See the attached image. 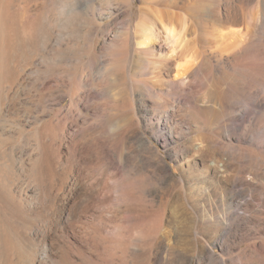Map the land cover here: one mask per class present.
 Here are the masks:
<instances>
[{"label":"rangeland","instance_id":"1","mask_svg":"<svg viewBox=\"0 0 264 264\" xmlns=\"http://www.w3.org/2000/svg\"><path fill=\"white\" fill-rule=\"evenodd\" d=\"M144 15L185 28L186 85L137 45ZM204 141L237 187L211 207L228 226L185 234ZM199 242L264 264V0H0V264H211Z\"/></svg>","mask_w":264,"mask_h":264},{"label":"bare ground","instance_id":"2","mask_svg":"<svg viewBox=\"0 0 264 264\" xmlns=\"http://www.w3.org/2000/svg\"><path fill=\"white\" fill-rule=\"evenodd\" d=\"M14 1L15 0H6L7 3H12ZM162 3L167 4L165 1H163ZM153 15H144L142 23H140V26L138 27V38L135 41L137 45L144 50V51L141 50L142 52H145L150 55H154L153 44L155 41H157V39L158 40L161 39L166 45H168L170 55H167L166 57L164 56V58L167 61H171L172 65H175L177 69V74L175 79L176 78L179 79V81L177 82L186 85L191 75L195 71H197L202 65L200 62L201 60L199 61L200 56L198 55L191 56V54L189 53L190 52L189 48L191 45L187 46L185 44L184 45L182 44V49H181L180 40H182L181 37L185 32L184 27H182V29L178 31L176 27L173 25L175 23L172 24L171 22L172 20L166 22L165 20H163L162 17L160 16L155 17ZM239 16L240 15L233 16V18L236 20L235 24H240ZM40 17L43 18L41 15ZM230 19L231 16L224 15L223 13L220 12L215 17V23H217V25H221V23H228ZM229 30H230L229 34H234L237 31V28H229ZM246 39L247 37L245 33L239 34L234 39L237 41V44L233 45L230 48V52L232 53L235 51L234 54L238 53L236 56L241 57L245 49L244 51L242 49L241 53H239L240 52L239 50L238 52H236V49L239 48V46L241 47L242 46L241 44H243ZM126 43L127 42H123V46L126 45ZM202 51H204V49ZM241 64L244 65L243 63ZM236 69H240V68H236ZM241 70L243 71V69ZM167 113L168 116L173 115L174 109H172L170 112ZM223 147L225 146L223 145ZM221 149L222 148L219 144H215V145H212L210 143L205 144L204 141V143H201L198 146H196L192 151L188 152L187 155L184 156L183 158V162L181 163L180 166L181 168L183 169L188 168L189 170H196L197 168H200L202 170L201 174L199 173L200 175L192 176L193 179L192 181L193 182L195 181L198 186L193 185V187H197V188L194 190V192L189 193L186 198L187 202H193L192 217L187 219L185 218V220L182 221H175L176 224L179 223L182 225L180 227H182L183 229L182 232L185 234H189V233L192 234V232L199 229L198 227H200L201 225H203V227L206 228L224 227L225 225L228 226L229 221L224 219L223 222L220 219V216L213 213L211 209L212 205H214L215 203V201L213 200H215V198H218L219 193L217 192L221 190L219 186L222 181L225 182L226 185L228 183H231L230 184L231 186L237 187V184L235 183L236 181L229 180V171H230L229 170L230 164L228 161L229 158H226V155L224 153L225 151L223 152ZM184 181L185 180L183 179V182ZM245 185H246V187L244 188L245 192L251 189L250 184H245ZM213 235L218 236V234L216 233ZM190 237L189 236L180 237L181 243H183L188 247L193 246L191 241L192 238ZM199 247H200V253L202 259L206 261H210L211 264H222L223 262L222 257L215 252L214 248L211 247L209 243L199 242ZM262 259L264 260V255L262 256Z\"/></svg>","mask_w":264,"mask_h":264}]
</instances>
